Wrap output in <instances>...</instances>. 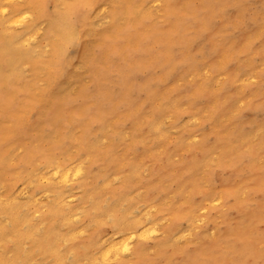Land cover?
<instances>
[{
  "label": "rangeland",
  "instance_id": "rangeland-1",
  "mask_svg": "<svg viewBox=\"0 0 264 264\" xmlns=\"http://www.w3.org/2000/svg\"><path fill=\"white\" fill-rule=\"evenodd\" d=\"M28 1L0 0V264H264V0H46L88 16L60 77Z\"/></svg>",
  "mask_w": 264,
  "mask_h": 264
},
{
  "label": "bare ground",
  "instance_id": "bare-ground-1",
  "mask_svg": "<svg viewBox=\"0 0 264 264\" xmlns=\"http://www.w3.org/2000/svg\"><path fill=\"white\" fill-rule=\"evenodd\" d=\"M46 0H29L25 6L26 8H34L35 6L40 10V15L38 19L48 20L49 19V29L48 36L53 37V54L50 62L46 65L49 75L53 77H60L62 70L64 68V55L65 49L69 46H75L78 39L83 33L86 20L88 18L86 10L82 7L83 4L73 5L65 9V12H58L53 15H46L43 11V5ZM25 14L23 9H16L13 12L14 16H22ZM25 19L21 17L20 20L14 21L21 22ZM11 40H6L3 42L1 47L0 61L5 64L14 66V64L23 58L21 54L14 52L11 48ZM131 235V233H130ZM112 241H109V250L116 251ZM122 250L127 251V243H123ZM107 257V255H104Z\"/></svg>",
  "mask_w": 264,
  "mask_h": 264
}]
</instances>
